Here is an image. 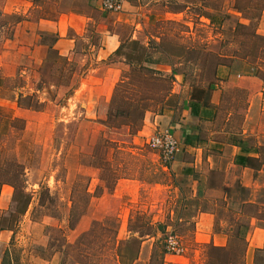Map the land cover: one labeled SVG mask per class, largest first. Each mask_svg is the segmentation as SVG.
<instances>
[{
    "label": "rangeland",
    "instance_id": "1",
    "mask_svg": "<svg viewBox=\"0 0 264 264\" xmlns=\"http://www.w3.org/2000/svg\"><path fill=\"white\" fill-rule=\"evenodd\" d=\"M53 1L52 14L74 9L81 2ZM128 1L125 22L116 24L122 48L109 59L124 61L126 67L108 103L85 99L81 96L83 90L75 95L80 79L98 64L93 51L91 55L84 50L89 44L99 43L100 38L93 35L88 44L78 40L77 52L70 61L50 52L41 81L33 86L40 91L36 95L43 93L49 101L42 103L36 97L22 100L23 105L32 104L36 110L48 112L49 129L27 127L23 119H12L10 112L0 109V181L14 186L13 219L19 218L31 202V218L48 223L43 234L49 237L44 251L37 246L31 248L44 256L55 254L58 264H162L159 255L165 254L164 238L170 229L190 250L192 225L190 221L176 222L179 217L190 219V215L178 214L179 202L166 187L168 176L156 168V152L146 144L153 133L144 128L145 116L148 120L150 112H160L164 106L177 103V94L172 93L175 73L182 76L185 86L205 93L204 89L216 82L218 65L237 61L245 72L258 67L253 74L264 82V36H256L264 0ZM235 2L241 13L233 9ZM206 15L212 17V22ZM135 41L145 48L138 47ZM152 54L159 64L147 59ZM162 65L171 72L160 71L158 67ZM263 94L252 103L253 132L246 140L259 145L261 162ZM223 100L219 121L225 123L231 112L232 124L228 125L237 131L244 124L245 92L231 88ZM255 169L258 186L252 191L238 184L228 189L232 196L229 209L240 216L236 218L221 205L216 214L218 227L234 223L245 226L255 221L264 228V208L242 203L249 199L264 202V165L258 163ZM124 179L135 185L134 199L128 195L98 199L112 193L118 181ZM171 210H175L173 214ZM247 230L243 228L239 238L230 239L226 251L221 252L226 255L210 250V246L200 247L201 261L219 264L228 257L243 263ZM145 233L150 235L139 237ZM138 257L140 260L135 262ZM253 264H264V245L262 250L254 251Z\"/></svg>",
    "mask_w": 264,
    "mask_h": 264
},
{
    "label": "crops",
    "instance_id": "2",
    "mask_svg": "<svg viewBox=\"0 0 264 264\" xmlns=\"http://www.w3.org/2000/svg\"><path fill=\"white\" fill-rule=\"evenodd\" d=\"M53 2L57 4L58 0ZM126 5H130L128 0H125L121 12L109 13L102 10L100 0H81L74 9L52 14L51 0H0V109L10 112L12 119H23L27 127L49 129L48 112L36 110L32 104L23 105L22 100L36 97L42 103L49 101L43 93L36 95L40 91L33 86L41 81L42 69L50 52L70 61L77 52L78 40L88 44L93 35L100 38L99 43L89 44L84 50L91 55L93 51V58L98 64L91 66L89 73L80 79L75 95L83 90L81 96L85 99L108 103L113 86L126 67L124 61L109 60L122 42L116 24L125 22ZM115 16L117 20H114ZM257 23L256 33L264 36V10L260 12ZM236 62L218 65L216 82L204 89L205 97L201 99L194 98V86H185L182 76L175 73L172 93L177 94V103L164 106L160 112H150L148 120L145 116L147 125L144 128L150 133L169 129L178 140V151L168 165L161 162L157 153L154 162L156 168L168 176L166 187L171 189L169 193L179 202L178 214L188 212L190 215V219L179 217L176 222L190 221L192 225L189 241L193 244L190 250L183 242L186 248L184 255L173 256L175 258H169L168 255L172 254L159 255L162 264H196L197 260L204 264L200 247L213 245L227 248L240 223L218 227V208L223 205L225 211L239 217V212L229 209L232 196L228 189L238 184L252 191L258 186L255 169L237 164L236 157L242 149L239 141H246L253 132L251 120L255 110L252 103L257 95L263 94L264 82L253 74L258 67L252 66L245 72ZM158 69L171 72L165 65ZM231 88L243 90L247 101L244 124L237 131L228 125L232 124L231 112L227 113L225 123L219 121L222 116L220 106ZM99 116L104 117L103 114ZM246 121L250 124L245 126ZM258 146L248 143V157L259 158L255 152ZM135 190L133 183L119 180L112 193H104L98 199L126 195L134 199ZM15 202L14 186L0 181V264H58L55 254L44 256V253H35L31 248L37 246L44 251L48 247L49 237L43 234L48 223L31 218V202L19 218L16 216L13 219ZM252 202L251 199L242 201L246 204ZM174 211L171 210V214ZM81 217L84 218V215ZM93 218L97 219L92 217L91 220ZM254 222L247 230L245 258L241 264H253L254 251L262 250L264 245V228ZM151 247L148 261L152 256ZM138 260L140 257L135 262Z\"/></svg>",
    "mask_w": 264,
    "mask_h": 264
},
{
    "label": "built area",
    "instance_id": "3",
    "mask_svg": "<svg viewBox=\"0 0 264 264\" xmlns=\"http://www.w3.org/2000/svg\"><path fill=\"white\" fill-rule=\"evenodd\" d=\"M125 0H100L104 12L119 13L123 9ZM147 146L157 153L164 165H168L178 151L179 143L175 135L169 129H159L147 138ZM165 254L183 255L186 251L181 237L170 229L164 238Z\"/></svg>",
    "mask_w": 264,
    "mask_h": 264
},
{
    "label": "trees",
    "instance_id": "4",
    "mask_svg": "<svg viewBox=\"0 0 264 264\" xmlns=\"http://www.w3.org/2000/svg\"><path fill=\"white\" fill-rule=\"evenodd\" d=\"M233 9L237 13H241V8L237 6L236 2H235V5L233 6ZM263 10H264V6H261L260 7V12L263 11ZM206 16L210 19V21H212V19H211L212 17H210L209 15H206ZM246 19L249 20L248 18H246ZM238 24L241 25V26H243V24H241V23H238ZM256 36L260 37L259 35H256ZM135 42H136V44H137L138 47H141L143 49L145 48L142 45L140 46L137 41H135ZM121 48H122V44H120V46H119V48L117 49L116 52H119L121 50ZM153 56H154L153 54L152 55H149L147 57V59L151 62V64H159V60L156 59V58H154ZM120 83L122 84V82H120ZM192 94H193L194 98L201 99V98H203L202 96L205 93H203V90L197 89V87H193ZM239 143L242 144V149H241V154L236 157V163L237 164H239L241 166L252 167L254 169L256 168V166H257L258 163H260L261 165H264V162H261L260 161V158L255 159V158L248 157V153L250 151V149L248 147V142H246L245 140H241V141H239ZM255 152H257L258 154L260 153L259 147L256 149ZM249 204H255L257 206V208L258 207L264 208V202H255V201H253L252 203H248V205ZM243 228L244 229H248L249 228V225L247 224V225L244 226L242 223L239 224V228H238L237 233H235V235H233L234 238H239L240 237V235L242 234L241 233L242 231H240V230H242ZM144 235L148 236V235H150V233H145L143 235L140 234L139 237L142 238ZM151 236H153V235H151ZM209 249L210 250H214L217 253H221V252L226 251V248L216 247V246H213V245H211ZM219 255H226V254L221 253ZM218 263L219 264H241L240 261H238V260L235 261V259L234 260H231L228 257L225 260H223V261H218Z\"/></svg>",
    "mask_w": 264,
    "mask_h": 264
}]
</instances>
